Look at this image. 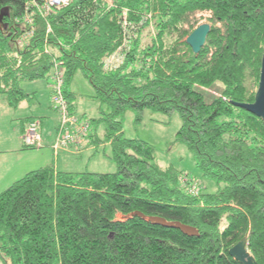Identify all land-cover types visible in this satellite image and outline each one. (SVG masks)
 I'll use <instances>...</instances> for the list:
<instances>
[{"label":"trees","instance_id":"1","mask_svg":"<svg viewBox=\"0 0 264 264\" xmlns=\"http://www.w3.org/2000/svg\"><path fill=\"white\" fill-rule=\"evenodd\" d=\"M28 1L0 0L7 12L0 95L12 107L31 99L20 83L48 78L58 60L71 111L67 87L80 71L107 107L96 121L106 123L116 171H61L53 161L14 181L0 193L2 264H240L229 250L245 236L264 264V121L233 104L255 100L248 81L258 87L264 0H72L47 18L35 14L34 33L19 46ZM199 12L210 13L211 30L195 54L186 38ZM151 25L155 33L142 45L140 33ZM127 28L139 34L129 37ZM123 43L121 64L106 67ZM217 82L221 92L206 101L201 89ZM129 109L136 124L146 111L178 113L176 142L217 190L191 194L187 175L156 163L149 143L125 137ZM34 120L21 124L22 134ZM93 135L90 123L84 142L95 145ZM135 211L195 226L199 235L122 218Z\"/></svg>","mask_w":264,"mask_h":264},{"label":"rangeland","instance_id":"2","mask_svg":"<svg viewBox=\"0 0 264 264\" xmlns=\"http://www.w3.org/2000/svg\"><path fill=\"white\" fill-rule=\"evenodd\" d=\"M123 15L126 19V9L123 11ZM209 18V12H199L192 17L198 25L209 23ZM22 30L21 35L26 33L25 29ZM126 30L129 37L139 34L137 28H135L134 33L131 31L128 33V28ZM154 33L153 25L145 28L140 33L141 44H148ZM125 45L128 43H123L114 54L105 58L106 67L113 63L121 64V60L124 58L123 47ZM52 72L53 68L48 78L34 81L24 80L20 83L21 88L26 93L32 94V98L22 101L18 107H8L0 97V150H4L3 153L0 152V170L4 171L2 173L4 180L7 179V182L0 179V193L11 186L14 179H20L29 171L44 167L53 161L61 171L97 173L116 171V165L109 157L111 146L105 139L106 123L96 121L102 117L101 110L107 112V107L95 99L94 88L80 71L75 74L67 87L69 93L74 94L72 99L74 108L71 110V116L73 115L78 119L81 117L82 121L91 123L95 145L84 142L80 147L76 145L75 147L54 148L57 139L56 128L61 117L53 107L51 99ZM63 72L66 76L64 69ZM248 84L252 90H257L258 87L251 80L248 81ZM221 90L222 84L219 82L211 88L201 89L208 102L217 97ZM31 117L39 120L42 145L25 149L22 142L21 124ZM122 123L125 137L142 139L154 148L156 163L163 167L173 166L181 174L187 175L190 180L199 181L202 189L207 192L217 190V183L203 177L197 168L193 153L185 145L176 142V133L182 124L178 113L167 116L162 113L146 111L143 121L136 124L134 112L129 109L122 117ZM0 264H2L1 256Z\"/></svg>","mask_w":264,"mask_h":264},{"label":"built area","instance_id":"3","mask_svg":"<svg viewBox=\"0 0 264 264\" xmlns=\"http://www.w3.org/2000/svg\"><path fill=\"white\" fill-rule=\"evenodd\" d=\"M72 0H29L26 4V13L23 20V26H25V32L17 39V44L23 46L28 42L29 38L35 30V14L40 15L42 18H47L56 9L63 8L71 3ZM48 30H51L50 25ZM62 62L54 60L53 72H52V103L53 107L59 113L61 117L58 125L57 139L54 144L55 149L80 145L84 142V139L90 129L89 121H82L81 118H75L71 116L69 109V103L65 95V76ZM40 123L38 120H34L29 123L26 131L22 135V141L28 146H41L42 137L40 134ZM185 178V177H184ZM187 179H184L186 181ZM190 180V179H189ZM188 184V191L191 194H198L202 188L199 181L190 180Z\"/></svg>","mask_w":264,"mask_h":264},{"label":"water","instance_id":"4","mask_svg":"<svg viewBox=\"0 0 264 264\" xmlns=\"http://www.w3.org/2000/svg\"><path fill=\"white\" fill-rule=\"evenodd\" d=\"M7 15L6 11L0 12V30L4 28L3 20ZM210 23L199 24L186 38V43L191 47L195 54H198L204 46L207 36L210 33ZM234 105L241 107L254 115L260 117L264 121V46L261 59L260 77L258 88L255 93L254 102H233ZM138 216L141 219L148 221L152 224L161 225L164 227L176 228L181 230L188 236H198L199 230L192 225L184 224L180 221H169L160 216H148L141 211L132 212L129 215L122 216L123 219ZM230 255L235 258L240 264H257L254 256L249 250L248 238L243 237L229 250Z\"/></svg>","mask_w":264,"mask_h":264},{"label":"crops","instance_id":"5","mask_svg":"<svg viewBox=\"0 0 264 264\" xmlns=\"http://www.w3.org/2000/svg\"><path fill=\"white\" fill-rule=\"evenodd\" d=\"M49 89H50V88H49ZM0 97H2L1 99H3V100L6 102V105H7L8 107L11 106V105L8 103V101L5 99V97H4L3 95L0 96ZM21 102H22V101H21ZM21 102H20V103H21ZM20 103H19V104H20ZM18 106H19V105H18ZM18 106H17V107H18ZM1 109H3V107H1ZM3 110H5V109H3ZM33 118H34V117H33ZM80 118H81V117H80ZM21 135H22V132H21ZM50 146H51V145H50ZM3 151H4V150H0L1 153H3ZM3 172H4V171L1 169V170H0V175H1V176H0V179H1V180H4V177H3V175H2ZM21 177H22V176H21ZM21 177H20V178H21ZM18 179H19V178H18ZM5 180H6V181H5ZM5 180H4V181L7 182V179H5ZM16 180H17V179H14L13 181H16Z\"/></svg>","mask_w":264,"mask_h":264}]
</instances>
